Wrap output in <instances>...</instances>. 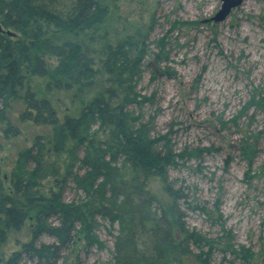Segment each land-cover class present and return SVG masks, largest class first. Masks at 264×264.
Segmentation results:
<instances>
[{
	"label": "rangeland",
	"instance_id": "rangeland-1",
	"mask_svg": "<svg viewBox=\"0 0 264 264\" xmlns=\"http://www.w3.org/2000/svg\"><path fill=\"white\" fill-rule=\"evenodd\" d=\"M221 4L220 0H114L97 32L99 40L90 45L89 57L99 68L94 85L83 92L44 86L45 95L60 117L76 115L114 84L98 63L105 58L104 43L113 47L123 42L130 65L122 84L131 83L140 102L127 107L129 119L134 125H147L158 149L172 153L174 162L167 175L186 194L182 208L187 226L207 238H229L260 264L264 263V0H243L224 21L204 23ZM44 60L51 70L58 64L48 55ZM23 109L21 99L13 100L0 125V180L6 191L5 180L18 153L37 136L50 139L49 128L20 120ZM244 143L255 147L251 167L242 153ZM60 163L50 159V176L41 181L42 192L61 184ZM116 168L122 180L130 175L127 164L120 161ZM63 197L80 200L82 189L69 180ZM107 208L109 202L97 215L94 230L103 246L87 248L76 238L58 264H73L78 258L87 264L111 263L122 216ZM26 239L28 223L10 230L4 258ZM40 242L53 240L43 236ZM223 256L218 246L211 263L243 264Z\"/></svg>",
	"mask_w": 264,
	"mask_h": 264
},
{
	"label": "trees",
	"instance_id": "trees-1",
	"mask_svg": "<svg viewBox=\"0 0 264 264\" xmlns=\"http://www.w3.org/2000/svg\"><path fill=\"white\" fill-rule=\"evenodd\" d=\"M113 1L0 0V125L10 103L21 99L20 120L50 129L49 140L37 136L18 153L5 180L8 191L0 180V264H58L76 238L87 248H101L94 230L107 202L108 211L122 216L110 264H212L218 246L224 256L256 264L253 253L236 249L229 238H207L187 226L186 194L167 175L172 153L158 149L147 125L129 119L127 107L140 102L131 83L122 84L130 65L123 42L113 47L104 43L105 58L98 63L114 84L76 115L60 117L45 95L44 86L83 92L94 85L99 68L89 57L90 45L99 40L97 32ZM45 55L58 60L53 70ZM254 151V145H242L250 167ZM51 158L60 159L64 179L44 193L41 181L50 176ZM120 161L130 170L125 180L116 168ZM69 180L82 189V199L65 201ZM27 223L28 239L4 258L9 231ZM43 236L53 242H40ZM73 264L87 263L78 258Z\"/></svg>",
	"mask_w": 264,
	"mask_h": 264
},
{
	"label": "water",
	"instance_id": "water-1",
	"mask_svg": "<svg viewBox=\"0 0 264 264\" xmlns=\"http://www.w3.org/2000/svg\"><path fill=\"white\" fill-rule=\"evenodd\" d=\"M222 2L220 10L212 17L211 19L203 21L206 22H222L224 21L232 12L233 9H236L241 5L243 0H220ZM1 30V28H0Z\"/></svg>",
	"mask_w": 264,
	"mask_h": 264
}]
</instances>
